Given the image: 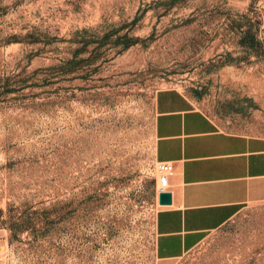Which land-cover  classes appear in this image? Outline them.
<instances>
[{
    "label": "rangeland",
    "instance_id": "rangeland-1",
    "mask_svg": "<svg viewBox=\"0 0 264 264\" xmlns=\"http://www.w3.org/2000/svg\"><path fill=\"white\" fill-rule=\"evenodd\" d=\"M163 89L264 136V0H0V264H264V203L156 257Z\"/></svg>",
    "mask_w": 264,
    "mask_h": 264
},
{
    "label": "crops",
    "instance_id": "crops-1",
    "mask_svg": "<svg viewBox=\"0 0 264 264\" xmlns=\"http://www.w3.org/2000/svg\"><path fill=\"white\" fill-rule=\"evenodd\" d=\"M154 156L169 162L171 203L154 220V248L173 260L243 207L264 203V136L219 129L176 89L155 98ZM158 202V195H157Z\"/></svg>",
    "mask_w": 264,
    "mask_h": 264
},
{
    "label": "built area",
    "instance_id": "built-area-1",
    "mask_svg": "<svg viewBox=\"0 0 264 264\" xmlns=\"http://www.w3.org/2000/svg\"><path fill=\"white\" fill-rule=\"evenodd\" d=\"M172 165L169 162H158L156 165V173H157V187L156 194L158 195L160 192H168L167 188L169 185V176L172 172Z\"/></svg>",
    "mask_w": 264,
    "mask_h": 264
},
{
    "label": "water",
    "instance_id": "water-1",
    "mask_svg": "<svg viewBox=\"0 0 264 264\" xmlns=\"http://www.w3.org/2000/svg\"><path fill=\"white\" fill-rule=\"evenodd\" d=\"M171 203V194L169 192H160L158 194V204L168 205Z\"/></svg>",
    "mask_w": 264,
    "mask_h": 264
}]
</instances>
